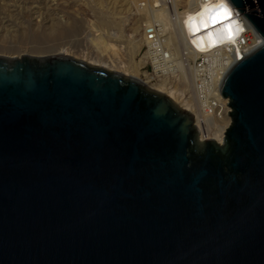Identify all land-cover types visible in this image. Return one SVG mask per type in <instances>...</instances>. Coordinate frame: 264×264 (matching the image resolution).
<instances>
[{
    "label": "water",
    "instance_id": "1",
    "mask_svg": "<svg viewBox=\"0 0 264 264\" xmlns=\"http://www.w3.org/2000/svg\"><path fill=\"white\" fill-rule=\"evenodd\" d=\"M227 2L262 43L220 144L136 78L0 56V264H264V0Z\"/></svg>",
    "mask_w": 264,
    "mask_h": 264
},
{
    "label": "rangeland",
    "instance_id": "2",
    "mask_svg": "<svg viewBox=\"0 0 264 264\" xmlns=\"http://www.w3.org/2000/svg\"><path fill=\"white\" fill-rule=\"evenodd\" d=\"M170 1L0 0V56L41 58L61 54L88 63L108 65L113 71L116 69L118 73L136 78L148 87L163 84L164 92L170 87L178 92L184 89L180 76L185 73V94L186 97L192 96L187 68L176 66L172 75L157 78L146 74L144 64L139 63L142 26L152 19L147 10L152 4L161 5L162 2L168 6ZM176 10L182 12L184 9L177 6ZM131 34L132 38H129ZM107 56L117 58L122 68H113ZM223 122L226 124L227 121Z\"/></svg>",
    "mask_w": 264,
    "mask_h": 264
},
{
    "label": "bare ground",
    "instance_id": "3",
    "mask_svg": "<svg viewBox=\"0 0 264 264\" xmlns=\"http://www.w3.org/2000/svg\"><path fill=\"white\" fill-rule=\"evenodd\" d=\"M197 1L198 0H171L168 6H166L165 2H162L161 5L152 4V7H150V5V8L147 10L152 19L150 22L143 24L142 27L149 24H156L159 26L163 36L162 46L164 47L167 56L171 57L172 60H176L175 64L181 69H183V66L180 62V57L184 53L189 54L191 59H195L197 53L206 52L210 49L216 50L218 56L211 58L209 65L204 70L209 73V79L211 78L213 86L216 88L214 92L218 95L219 83L228 68L234 61L242 58L254 47L260 45L262 40L246 26L230 5L224 0H217L216 2L206 3L201 6H198ZM220 4L226 5L229 9V15L227 17L223 15L216 17V9ZM177 6L182 7L184 10L182 12H177ZM160 7L161 9H157ZM182 20H185V24ZM132 32L134 31L132 30ZM128 36L129 38H132V34ZM132 42L133 41H131V43ZM142 42H144L143 35L140 43ZM134 45L132 46L134 47ZM134 49L135 48H133V50ZM106 59L109 60L113 68L122 66L121 63H119V60L113 56ZM139 63L142 65L144 64V61L140 60ZM89 64L93 66L100 65L92 62ZM100 67H106V69L108 68L112 70L108 65L102 64ZM184 74L185 73H182L180 76L182 79V87L184 89L179 90V92L177 89L170 90L171 87L168 91L166 90L164 92L161 88L163 87V84H160L161 87L158 86L152 88L145 85L146 83H142L148 88L166 95L180 108L190 112L194 118L195 126L200 131L202 130V125H200L202 123L200 120H202L206 124L207 130L213 131L211 139L220 144L223 139V132L230 122L229 118L222 117L220 119H209L206 116H200V112L196 110L195 105L191 100V96L186 97L185 86L187 80ZM193 77L195 78V76L190 77L192 89L195 88ZM223 120L229 122H226L225 124ZM200 140H203L202 135L200 136Z\"/></svg>",
    "mask_w": 264,
    "mask_h": 264
},
{
    "label": "built area",
    "instance_id": "4",
    "mask_svg": "<svg viewBox=\"0 0 264 264\" xmlns=\"http://www.w3.org/2000/svg\"><path fill=\"white\" fill-rule=\"evenodd\" d=\"M216 1L217 0H198L197 4L198 6H201ZM224 1L227 2V0ZM182 21H184L185 24V20ZM143 38L144 42L141 48V60L144 61L143 67L146 68L144 72L148 75L152 74L157 78L172 75L173 68L177 66L175 64L176 60H172L171 57L167 56L166 51L162 46L163 36L159 26L156 24L144 26ZM192 46L194 47L193 44ZM217 56V51L210 49L206 52L197 53L195 59H191L187 53H184L180 57V62L183 68H187L189 77L195 76V78L193 77L195 88H193L191 100L194 103L196 110L200 112V116H206L209 119H220L222 117L228 118L229 112L227 101H224L220 97L219 92L218 95L215 94L214 90L216 88L213 86L211 78L209 79V73L204 70L209 65L211 58ZM200 122L202 123L200 124L202 125V130L200 131L196 127L199 133V139L201 135L203 140L211 139L213 131H208L206 124L202 120H200Z\"/></svg>",
    "mask_w": 264,
    "mask_h": 264
},
{
    "label": "snow or ice",
    "instance_id": "5",
    "mask_svg": "<svg viewBox=\"0 0 264 264\" xmlns=\"http://www.w3.org/2000/svg\"><path fill=\"white\" fill-rule=\"evenodd\" d=\"M219 15H223L225 17H227L229 15V9L227 8L226 5L220 4V5L217 6L216 17H218Z\"/></svg>",
    "mask_w": 264,
    "mask_h": 264
}]
</instances>
